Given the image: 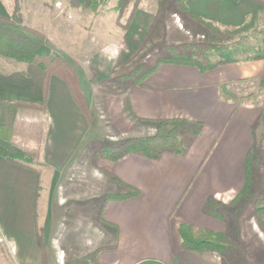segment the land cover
<instances>
[{"label":"crops","instance_id":"obj_1","mask_svg":"<svg viewBox=\"0 0 264 264\" xmlns=\"http://www.w3.org/2000/svg\"><path fill=\"white\" fill-rule=\"evenodd\" d=\"M73 1L83 5L87 0ZM129 1L135 5L136 0ZM185 5L181 19L192 28L200 26L194 18L238 28L250 15H264V0H188ZM8 10L9 0H0V16L9 17ZM168 19L159 20L152 9L138 5L124 31L116 20L109 26H93L91 20L88 27L67 24L66 39H46L62 60L48 56L0 73V100L44 109L28 115L31 126L26 130L48 172L44 200L39 198L40 169L0 157V246L15 264H225V255L182 250L177 229L185 224L224 235L231 244L230 204L244 188L246 171L249 194L264 197V59L203 71L160 63L139 83L121 86L115 72L135 56L153 29L172 24ZM89 27H95L89 41L71 30ZM166 121L182 126L177 134L181 155L163 151L146 158L132 153L110 162L96 158L97 149L85 151L97 143L112 146L152 136L157 123ZM80 156L84 159L72 165ZM74 171L85 176L83 190L69 188L71 178L60 188L63 176ZM113 177L138 195L106 201L123 193ZM80 195L85 199L79 200L100 195L102 205L92 215L76 209L73 240H67L65 252L53 249L56 196L57 206H65L67 198ZM209 200L220 204L224 219L210 214ZM249 219L238 228L243 245L254 238L264 241L255 217L252 225Z\"/></svg>","mask_w":264,"mask_h":264},{"label":"rangeland","instance_id":"obj_2","mask_svg":"<svg viewBox=\"0 0 264 264\" xmlns=\"http://www.w3.org/2000/svg\"><path fill=\"white\" fill-rule=\"evenodd\" d=\"M65 1L66 0H19L17 11L24 23L27 22L30 25H34L35 28L37 27L36 30L44 35L45 40L50 39L51 42L54 41L55 43H57L58 40L62 41L66 39L65 31H67V29L65 27L67 24L72 25V27L76 26L80 28V24L85 27L87 26V21L91 20L93 26H96V22H98V24L106 22V25L109 26L116 20L121 22L123 26L121 27V31H124L132 20L134 11L138 5H142L146 9H152L154 15H157L159 20L164 21L165 18L169 16L168 21L172 24H168V27H163L162 29H153V32L149 33L135 56L131 57L127 64L115 72L113 78L116 79L118 83L122 84L121 86L137 83L136 79L161 58L176 59L194 57L202 64L208 65L209 63H216L224 57L244 60L249 56L251 57L253 54L257 55L264 52V15H250L247 20L252 17V26L247 31L229 35L226 31L230 28H226V30H223L225 32L218 35L217 32L215 33V31L212 30L213 27L211 26L214 25H210L209 28L202 27L201 25L192 28L184 24L181 19V13L184 14V12L181 10L180 0H136L133 3L135 5H131L129 0L128 4H125L126 2L120 4L118 0H87L83 5L72 3L71 1L66 5ZM9 3L10 10H8V13L11 14L13 0H9ZM33 12H35V14ZM79 28H71V30H77L76 33L79 32L78 35L84 37L82 39L83 41L85 39L89 41L91 39L90 37L94 35L95 27H89L86 30ZM105 31L107 30L105 29ZM76 33H74V35H77ZM46 45L50 49L52 55H49V58L53 60H62L57 56L59 52L52 50L47 43ZM58 47L64 50L63 46ZM20 66H22L21 63L0 57V73H8ZM34 113L39 112L24 111L19 113L16 118L12 140L16 145L24 149H35L33 145L36 143L28 139L29 136L32 137L33 134H28L26 131L31 126V122H28V120H31L28 115ZM181 127V125L178 126L177 134L181 130ZM35 134H37V132ZM123 140L124 139L121 141ZM105 146L108 147L109 144L106 142L103 144L97 143L86 146L85 151L92 148L98 150ZM82 159H84V156L76 158L72 165L78 164ZM33 166L38 168V170L40 169V173H42L39 198L40 201H43L48 191V172L42 168L43 166L39 161L34 163ZM83 177L85 176H83L82 173L76 171L71 172L63 176L59 186L61 188V186L65 184V180L71 178L70 182L72 183L69 188L82 189V184L84 182V180H82ZM58 192L60 195L61 190ZM82 197V195L75 197L71 196L65 200V206H57L56 196L54 201V219L55 222L58 221V227L55 231L57 240L53 244V249H61L65 252V248L68 245L67 240H73L72 230L74 228V221L71 220V217L76 209H87L89 214L92 215L97 212L103 202V198L100 195L86 200H79ZM259 197L261 196L248 194L246 198L239 201L230 210L231 221L229 220V222L233 225V233L231 235L230 251L225 254V264H264V241L261 240V237L260 239H252L251 243L248 245H243L238 232L240 225L246 227V219L249 216L250 219L248 223L252 225L254 221L253 217H255L253 201ZM83 199L85 198L83 197ZM64 214L68 217L65 218ZM240 216H243V218L239 219L241 218ZM0 264H15L11 261L8 251L3 246H0Z\"/></svg>","mask_w":264,"mask_h":264},{"label":"trees","instance_id":"obj_3","mask_svg":"<svg viewBox=\"0 0 264 264\" xmlns=\"http://www.w3.org/2000/svg\"><path fill=\"white\" fill-rule=\"evenodd\" d=\"M72 3H76L70 0ZM188 0H180L181 10L187 13L185 2ZM120 4L128 0H118ZM19 0H13V9L9 17L0 16V57L13 60L21 64H35L39 59L46 58L51 55V51L46 45L44 35L29 26H27L18 14ZM122 7V6H119ZM202 27L209 28L210 23L204 22L198 18H194ZM250 17L242 26L238 28H230L226 31L229 35L238 34L247 31L251 28ZM212 30L221 35L226 28L217 26ZM264 59V52L257 55L247 57L244 61H253ZM241 60L232 57H224L216 63L202 64L196 58H161L156 63L148 68L136 81L139 83L144 76L151 73L160 63H173L181 65L196 66L201 71L214 68L221 64L233 63ZM41 67V65H39ZM44 94H47V83L45 85ZM24 111L42 112V106L35 104H26L22 102H6L0 100V157L9 163L30 167L39 161V148L24 149L16 145L13 140L14 126L19 113ZM178 121L158 122L156 131L152 136L127 138L116 145L101 147L95 153L96 158H103L110 162H117L126 155L138 153L146 158L158 157L163 151H169L175 155L182 154V148L177 136L179 126ZM249 160V156H248ZM114 183L123 191L121 194L107 196L106 201H119L136 197L138 191L131 188L117 178H112ZM250 191V176L246 171L245 185L242 191L231 202L233 207L239 201L247 197ZM210 214L221 220L226 217L221 212L220 204L212 200L208 201ZM253 208L255 213L256 223L260 231L264 234V197L254 199ZM238 211V210H237ZM180 239L181 249L193 253H215L225 255L230 251V243L228 239L221 234L210 231L197 229L192 226L180 224L177 229ZM143 264H157L155 262H146Z\"/></svg>","mask_w":264,"mask_h":264}]
</instances>
